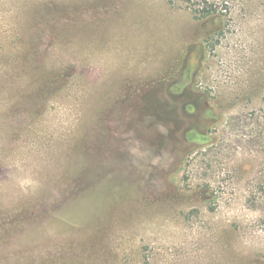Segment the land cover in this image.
<instances>
[{
  "label": "rangeland",
  "instance_id": "1",
  "mask_svg": "<svg viewBox=\"0 0 264 264\" xmlns=\"http://www.w3.org/2000/svg\"><path fill=\"white\" fill-rule=\"evenodd\" d=\"M0 264H264V0H0Z\"/></svg>",
  "mask_w": 264,
  "mask_h": 264
}]
</instances>
